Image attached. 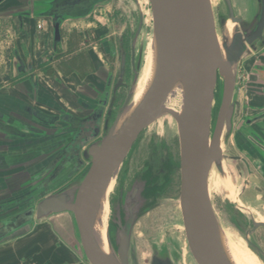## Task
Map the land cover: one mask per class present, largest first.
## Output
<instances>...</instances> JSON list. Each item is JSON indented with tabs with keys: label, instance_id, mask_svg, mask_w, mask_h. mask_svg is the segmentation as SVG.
Listing matches in <instances>:
<instances>
[{
	"label": "rangeland",
	"instance_id": "1",
	"mask_svg": "<svg viewBox=\"0 0 264 264\" xmlns=\"http://www.w3.org/2000/svg\"><path fill=\"white\" fill-rule=\"evenodd\" d=\"M209 1L214 15L217 38L221 43L222 34L230 37L235 24L228 19L221 27L220 18L228 17L226 4L224 0ZM230 1L235 16L242 17L245 21L250 20L255 11V0ZM17 4H22V2H6L5 0L0 4L1 91L15 92L17 79L12 77L16 73L18 63L14 53L17 50L25 62L29 58L33 59L34 64L36 58L37 62L42 61V64L37 63L34 66V73L37 75L39 83L48 87L61 104L73 108V100L70 101V98L81 96L83 93L78 85L85 84L86 91H91L90 86L92 84L100 86V83H97L98 78H100L99 71L106 70L104 63L108 57L102 51L98 35L111 33V37L118 39L125 29L127 38L129 40L132 38L131 44L136 48L137 56H140L130 99L133 102L140 99L150 79H147L144 74V66L152 40H154L149 0H110L106 7L96 8L88 18L66 22L61 28L63 50L59 47L54 51L50 42L41 40L43 31H50L44 19L40 18L39 22L24 19L27 26L22 30L17 28V19L14 15L18 10L15 8ZM38 23L41 24L42 28H38ZM33 24H36V27L35 25L32 26ZM50 56L52 61L49 63L47 59ZM258 58L264 59L262 47H258L245 55L237 65L235 98L246 100L244 98V83L249 77V69L256 62L259 63ZM90 61L93 62L94 67L93 65L90 66ZM66 63L74 65L80 71H87L89 76L86 81L83 82L84 80H78L75 77L77 80L75 83L68 78L69 76H66L68 73L65 67ZM111 66H113L112 72L117 75L119 71L118 59ZM220 95L221 86L218 84L215 93L214 113L218 107ZM133 102L129 104L127 111ZM214 113L212 112V119L215 117ZM255 114L257 112L251 110H239V113L237 110L230 132L223 133V173H220L213 165L208 176L209 199L220 232L227 237L242 264H253L248 257L256 264H264L260 253L246 242L245 239L247 238L244 235V230L246 229L247 232L252 227V218L264 220V179L261 170L257 168L259 162L253 161L250 153L243 148L249 149L245 145H248V141L253 142L249 137L250 131L264 136V118L249 125L246 124V121H236L238 118L244 120L246 117ZM134 146L135 148L126 164L128 167L126 185L120 196V205H122L125 194L131 189V186L140 184L138 177L147 165L152 167L153 174L158 177L163 174V165L168 163L169 159H172L175 165L171 171V184L168 194L150 202L152 204H146L132 227L130 254L136 258L137 262L130 261V264H149L152 246L154 245L157 249L160 247L161 252H167L168 255H171L177 264H196L187 247L178 201L180 171L177 122L170 114L160 116L141 131ZM236 156L238 160H236ZM122 167L121 165L117 176H113L110 180L95 218L102 229L104 226V231L115 218L118 203L114 196L117 192V179L123 169ZM3 193L0 192V195ZM30 223L31 228L28 229L27 224V226L0 239V262L21 264L25 261H31V254L36 246L30 240L15 245L13 242L19 241V237L27 234L36 235L37 232L35 231H48L50 224L57 223L63 228L70 226L77 236L73 216L68 212L51 214L39 220L33 216ZM247 237L264 252L263 227L256 229ZM81 254L84 257L82 252Z\"/></svg>",
	"mask_w": 264,
	"mask_h": 264
},
{
	"label": "water",
	"instance_id": "2",
	"mask_svg": "<svg viewBox=\"0 0 264 264\" xmlns=\"http://www.w3.org/2000/svg\"><path fill=\"white\" fill-rule=\"evenodd\" d=\"M224 2L228 17L220 18L219 24L223 27L230 19L235 25L230 37L222 34L219 44L209 0H149L156 61L141 105L136 112L126 113L130 92L115 120L106 123L103 137L85 150L84 157L90 161L85 174L35 205L32 212L38 220L56 213L72 214L78 244L71 239L66 241L75 251H81L89 264L137 262L130 254V238L146 203L142 196L145 181L131 186L122 205L117 202L113 219L117 226L115 232L109 234L107 226L111 255H106L98 246L93 223L110 179L117 176L139 134L167 112L178 128V201L189 253L196 264H231L220 242L218 222L209 199L208 176L213 165L223 173V133L230 132L238 106L234 96L236 67L245 55L264 45V0H255V11L248 21L234 15L230 0ZM53 34L58 41L59 23L56 21ZM175 81L183 86L180 114L162 106ZM218 84L221 95L214 113ZM120 210L124 213L122 218ZM251 223V229L245 231V240L264 260V252L247 237L256 229L264 228V222L252 218ZM149 264L174 263L167 252H159L154 245Z\"/></svg>",
	"mask_w": 264,
	"mask_h": 264
},
{
	"label": "flooded vegetation",
	"instance_id": "3",
	"mask_svg": "<svg viewBox=\"0 0 264 264\" xmlns=\"http://www.w3.org/2000/svg\"><path fill=\"white\" fill-rule=\"evenodd\" d=\"M109 1L29 0L25 7H15L18 10L14 15L17 24L29 16L44 19L50 30L45 31L50 33L49 42L53 51L59 47L63 50V25L71 20L88 18L96 8L106 7ZM53 17L59 23L58 41L54 40ZM111 36V33L98 35L102 51L108 57L104 63L106 70L98 73L100 78L97 83L100 86L92 84V90L86 91L85 84L78 85L83 93L70 98L73 108L61 104L48 87L39 83L33 64H25L24 59L16 55L18 63L12 78L17 79V92L12 94L0 88V173H6L0 175V192H4L0 195V239L32 222V211L41 199L61 191L85 174L90 166V161L84 157L85 150L103 137L106 123L115 120L118 110L125 103L132 90L140 56H137V50L131 44L132 38H127L125 29L118 39ZM262 50L264 57V45ZM51 58L47 62L50 63ZM116 59L119 62L117 75L112 72L111 66ZM258 60L259 63L256 62L249 69V77L244 83L246 100H241V110H251L257 114L236 120L246 121L248 125L264 118V59ZM91 65L93 63L90 61ZM65 67L67 77L74 74L85 82L89 76L87 71H80L70 63H66ZM249 137L254 143L248 141L249 146H245L249 149L243 148L250 153L253 161L259 162L257 168L264 179V136L250 131ZM134 144L117 179L114 196L117 202H120L126 185V164L135 148ZM173 162L169 159L163 165L161 177L153 174L150 165L139 175L138 179L145 181L142 191L145 205L168 194L171 171L175 165ZM123 216L120 210V217ZM116 227L112 220L108 224L109 234L115 232ZM158 251L161 252L160 247ZM169 257L177 264L171 255Z\"/></svg>",
	"mask_w": 264,
	"mask_h": 264
},
{
	"label": "crops",
	"instance_id": "4",
	"mask_svg": "<svg viewBox=\"0 0 264 264\" xmlns=\"http://www.w3.org/2000/svg\"><path fill=\"white\" fill-rule=\"evenodd\" d=\"M9 1L11 2L21 1L22 4H17L16 7L18 6L25 7V3L28 2L29 0H23V1L22 0H6V2H9ZM24 19H28L30 21L33 20L32 22L34 21L39 22L40 20L39 17H30V16L24 17ZM24 19L20 24L17 25V28H20V30L24 29L25 26H27L26 25L27 23L26 21H24ZM34 25L36 27V24H33L32 26ZM41 40L43 42H49L50 33L43 31ZM14 53H15V57L16 55H19L17 50ZM34 55L36 56L37 54L35 53ZM37 61L38 60L36 58L35 64L39 63L40 65V61L39 62ZM24 62H25V59H24ZM29 62H31L33 66H35L33 59L29 58V60L25 62V64ZM75 77L77 78L76 75L71 74L68 78H70L75 83H77V80H75ZM16 92H17V89H15V92L13 93H16ZM236 100L238 102L237 110L239 113V110H241V98H236ZM0 174L3 176V173H0ZM4 175H6V173ZM31 226H29L28 224V229L31 228ZM37 229H34V230H37ZM48 229L49 230L48 231L46 230L45 232L35 231L37 233L36 235H33V236H31L32 234L21 236L18 239L19 241L16 240L15 242H13V244L15 245L19 242L23 244V243H26L25 241L30 240L36 246L34 252L31 254L32 261L35 262L36 264H89L85 260V258L82 257L81 251H75L66 241V239H71L76 244H78V238L77 236H75V234L73 233V229L70 226L63 228L62 225L54 223V225L50 224ZM0 264H7V263L0 262Z\"/></svg>",
	"mask_w": 264,
	"mask_h": 264
},
{
	"label": "bare ground",
	"instance_id": "5",
	"mask_svg": "<svg viewBox=\"0 0 264 264\" xmlns=\"http://www.w3.org/2000/svg\"><path fill=\"white\" fill-rule=\"evenodd\" d=\"M219 44H220V42H219ZM155 61H156V59H155V42H154V40H152V45H151L150 51L148 52V55H147V58H146V65L144 66L145 67L144 74H145L147 79L148 78H150V79L148 80V83L146 84V86L144 88V91H143V94L141 95L140 99L137 102H133L130 99L129 104L131 102H133V104L128 109V111H126V113L130 114L132 112H136L137 109L139 108V106L141 105V103H142V101H143V99H144V97H145V95H146V93H147V91L149 89V85L151 83L152 77L154 75ZM131 96H132V93H131ZM162 106L167 108L169 111H171V112H173L175 114H180L182 112L183 86H182L180 81H175V83L172 85L169 93L167 94V96L165 97V99H164V101L162 103ZM164 114H170L171 115V113H169V112L164 113ZM164 114L159 115L157 118H159L160 116H162ZM108 185H109V183H108ZM107 188H108V186H107ZM107 188H106V191H107ZM106 191H105V193H106ZM105 193H104L103 197L105 196ZM102 200H103V198H102ZM257 222H264V221H257ZM103 229H104V226H103ZM103 229H102V227L100 225H98V220L95 219L94 223H93L94 238H95L98 246L100 247V249L106 255H111L112 251H111V248H110V245H109V241H108V238H107V230L104 231ZM219 238H220V242H221L222 248L224 250V253H225L227 259L229 260V262L231 264H242L241 260L238 258L239 256H238L237 252L232 248V246L229 243L227 237L222 232H220V228H219ZM248 259L251 260V262L253 264H256V263H254L252 261L251 258L248 257Z\"/></svg>",
	"mask_w": 264,
	"mask_h": 264
},
{
	"label": "built area",
	"instance_id": "6",
	"mask_svg": "<svg viewBox=\"0 0 264 264\" xmlns=\"http://www.w3.org/2000/svg\"><path fill=\"white\" fill-rule=\"evenodd\" d=\"M40 26H41V24L38 23V28H40ZM21 264H36V263L31 260V261H25V262H23Z\"/></svg>",
	"mask_w": 264,
	"mask_h": 264
}]
</instances>
